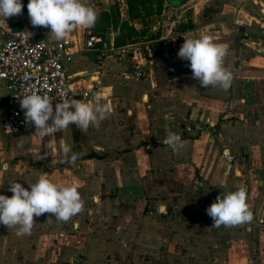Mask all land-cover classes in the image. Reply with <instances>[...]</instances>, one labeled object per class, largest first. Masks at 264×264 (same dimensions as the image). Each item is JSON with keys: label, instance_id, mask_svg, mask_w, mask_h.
Segmentation results:
<instances>
[{"label": "crops", "instance_id": "obj_1", "mask_svg": "<svg viewBox=\"0 0 264 264\" xmlns=\"http://www.w3.org/2000/svg\"><path fill=\"white\" fill-rule=\"evenodd\" d=\"M115 1L84 0L96 12L108 10ZM220 1L222 11L200 35L206 29L216 42L229 46L224 66L233 73V82L228 90L202 87L192 71L170 72L173 68L156 59L160 44L158 53L147 46L146 58L111 56L100 66L96 54L86 49L89 28L79 27L61 40L74 43L72 60L65 61L74 91L88 93L73 99L87 102L99 92L112 112L99 128L82 131L70 125L56 133L53 152L49 137L34 135L30 123L20 132H7L10 89L0 80V195L11 197V183L27 188L25 181L35 183L42 175L61 184L79 185L88 178L99 186L97 199L104 208L99 212L108 214L121 230L115 234L98 229L96 222L81 218L60 222L50 213L34 216L31 235L17 236L16 228L0 225V264H264V56L252 45L261 33L264 0ZM22 3L21 15L0 23V50L8 30L37 28L29 19V0ZM39 28L51 52L60 54L56 44L61 41L49 34L50 28ZM197 30L185 37L192 38ZM114 36L109 33L107 40L114 42ZM172 55L174 65L190 67L178 53ZM149 65L152 74L133 76ZM173 132L185 143L178 152L163 143ZM64 143L79 156L105 157L64 163ZM223 152L235 159L230 167ZM86 164L93 175L78 177L79 171L86 175ZM164 168L189 174L175 182L185 186L184 193L159 186L168 180L151 178L148 172L145 176L146 170ZM239 186L247 188L252 220L211 228L214 221L207 208L221 192ZM176 202H183L189 216H200L199 221L181 220Z\"/></svg>", "mask_w": 264, "mask_h": 264}, {"label": "clouds", "instance_id": "obj_2", "mask_svg": "<svg viewBox=\"0 0 264 264\" xmlns=\"http://www.w3.org/2000/svg\"><path fill=\"white\" fill-rule=\"evenodd\" d=\"M23 8L22 0H0V23L21 15ZM27 8L31 25L50 28L49 34L56 41L66 39L79 27H93L98 18L95 9L84 0H29ZM228 48L227 44L216 42L205 31V34L194 38L185 37L178 56L190 62L192 78L198 80L202 87L218 86L228 90L233 82V73L224 66ZM17 98L26 123L34 126V135L49 137L53 152L56 151V133L67 130L70 125L82 131L90 127L99 128L112 112L110 104L102 103L103 96L99 92L87 102L69 98L56 103L55 111L47 93L32 91L24 94L22 99ZM163 143L173 152L185 146L181 136L174 132ZM61 150L65 157L63 162L75 165L79 154L73 152L67 143ZM29 185L30 190L21 183H11L8 190L13 195H0V225L9 230L16 228L17 236L31 235L34 216L50 213L57 221L66 223L84 209L85 202L74 182L61 184L42 175ZM220 187L225 188V185ZM206 211L214 221L211 228L241 226L250 222L252 213L247 203V188L239 186L235 191L221 192Z\"/></svg>", "mask_w": 264, "mask_h": 264}, {"label": "built area", "instance_id": "obj_3", "mask_svg": "<svg viewBox=\"0 0 264 264\" xmlns=\"http://www.w3.org/2000/svg\"><path fill=\"white\" fill-rule=\"evenodd\" d=\"M261 33L253 42L256 54L264 56V12L259 17ZM29 32V33H26ZM0 50V80L6 82L10 89L7 99L8 117L6 130L10 133L22 131L27 123L24 111L20 107L19 99L26 93L36 91L39 94L47 93L53 103L62 102L75 96H88V93L75 92L70 76L65 66V61H71L74 55L73 42L69 40L56 44L60 54H53L51 46L42 38L39 27L30 31L11 32ZM86 49L96 54L100 66L105 59L111 56L123 58H146L148 48L142 44H129L116 47L114 42L96 35L89 29L86 32ZM153 68H138L133 76L142 79L147 74H152ZM188 131H191L188 128ZM150 147L148 146L147 149ZM223 158L232 165L234 157L223 152Z\"/></svg>", "mask_w": 264, "mask_h": 264}, {"label": "rangeland", "instance_id": "obj_4", "mask_svg": "<svg viewBox=\"0 0 264 264\" xmlns=\"http://www.w3.org/2000/svg\"><path fill=\"white\" fill-rule=\"evenodd\" d=\"M120 4V22H124L128 20V9L124 1H115V3ZM221 1L220 0H192L190 3H188L186 6H184L181 9H171L167 2L165 3V8L161 14V16L153 15L150 18H146L143 22L135 21L132 22L133 26L137 28L140 31H146V34L142 37H139L138 40L135 43L132 44H142L143 46H153L157 49V53L159 52V47H157V44H160V53L162 54V51L165 55H157L155 58L160 62L162 66L167 68L169 66L170 68H173L172 71H185V72H191V68L188 67L185 64L181 65L180 63L177 65H174L173 62V55L174 53H178L179 49L181 48L182 44L185 42V35L189 32L196 31L192 38L197 37L200 35V30L207 24H210L213 22V20L216 19L217 14H219L221 9ZM114 4V3H113ZM109 5L107 9H110L111 6ZM193 25V28L191 29L190 26ZM187 30V31H185ZM206 29L203 30L204 34ZM207 33V32H206ZM188 38V37H186ZM162 46H164V50H162ZM176 67H171V66ZM208 146L214 145L211 142H206ZM158 144H156L157 146ZM116 155V154H115ZM209 157H213L212 152L209 153ZM90 166V165H89ZM91 167V166H90ZM85 165V172L81 174L82 171H79L77 176L78 177H89L92 176L93 173L91 172V168ZM93 169V168H92ZM146 172H148V176L153 178H162L167 183L159 185L160 187H166L170 188L171 190H181L184 193V187L182 185H178L175 183L177 180L184 179L189 177V174L183 170L176 171L169 168H164L159 171H152V170H146L145 176L147 175ZM233 174V172L231 173ZM118 176V175H117ZM38 178L35 179L34 182L37 181ZM87 180H82L80 184L78 185V189L81 193L82 199L84 200V209L81 213L74 216L70 220V224L73 220H81L88 221L91 224L96 222L98 229H107L110 232H113L115 234H120L121 230L118 229L119 225L115 223V220L109 219V215L105 214L103 212H99L104 210L102 204L100 203L97 198H100L98 196L99 192V186L97 184H92L86 178ZM28 184H31V180L25 181ZM30 189V185L27 187ZM177 204V210H179L181 217H179L181 220H184L188 223H197L200 219V216H189V214H186V211L183 209L185 205L183 202H176ZM166 210V208L164 209ZM91 220V221H90ZM93 220V221H92ZM102 224V225H100ZM118 232V233H116Z\"/></svg>", "mask_w": 264, "mask_h": 264}, {"label": "trees", "instance_id": "obj_5", "mask_svg": "<svg viewBox=\"0 0 264 264\" xmlns=\"http://www.w3.org/2000/svg\"><path fill=\"white\" fill-rule=\"evenodd\" d=\"M165 3L166 0H125L128 9V20L120 22V4L116 2L110 9L97 12L96 23L89 30L104 39H107L109 33L115 34L114 45L116 47L135 43L139 37L146 34V31L138 30L132 22H143L147 17L150 18L153 15L161 16ZM190 28L192 29L193 25ZM104 157L105 155L90 153L80 155L78 160L103 159ZM63 166L64 164H62Z\"/></svg>", "mask_w": 264, "mask_h": 264}, {"label": "water", "instance_id": "obj_6", "mask_svg": "<svg viewBox=\"0 0 264 264\" xmlns=\"http://www.w3.org/2000/svg\"><path fill=\"white\" fill-rule=\"evenodd\" d=\"M192 0H166L167 4L171 9H181L184 6H186L188 3H190ZM255 224L257 222L253 221Z\"/></svg>", "mask_w": 264, "mask_h": 264}]
</instances>
